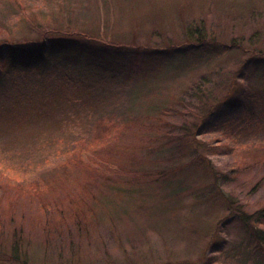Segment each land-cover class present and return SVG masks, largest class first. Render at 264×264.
I'll list each match as a JSON object with an SVG mask.
<instances>
[{
  "label": "rangeland",
  "instance_id": "obj_1",
  "mask_svg": "<svg viewBox=\"0 0 264 264\" xmlns=\"http://www.w3.org/2000/svg\"><path fill=\"white\" fill-rule=\"evenodd\" d=\"M43 1L25 0L23 17L7 5L4 13L16 16L10 37L39 39L47 30L51 38H60L66 36L61 28L74 34L96 30V0H69L70 13L66 4L60 11L56 0L49 6ZM1 5L2 0L0 14ZM105 10V32L125 44L121 52L101 56L96 49L57 50L28 68L13 67L11 103L0 106V169L32 176L89 138L96 115L127 119L154 112L164 100L187 103L190 84L202 76L211 79L213 94L221 95L230 77L243 71L239 81L252 95L242 106H227L207 120L211 131L192 141L201 140L200 153L206 157L177 146L140 151L141 170L186 164L182 177L188 188L179 199L171 202L169 189L147 181L143 189L140 182L132 190L126 184L119 192L108 188L107 197L96 190L106 202L97 204L99 223L81 231L73 227L72 234L46 244L37 231L24 256L27 264H264L256 238L236 213L238 208L256 210L264 199V182L254 187L264 177V161L235 180L221 174L242 158L264 157V0H113ZM197 25L207 30V39L196 47L197 35L187 27ZM233 40L243 50L228 48ZM58 61L65 70L56 73L47 62ZM177 114L171 120L184 123ZM218 138L215 143L228 141L233 150H206ZM85 154L86 162L98 166L99 161L87 158L94 153ZM72 176L94 188L83 166Z\"/></svg>",
  "mask_w": 264,
  "mask_h": 264
},
{
  "label": "trees",
  "instance_id": "obj_2",
  "mask_svg": "<svg viewBox=\"0 0 264 264\" xmlns=\"http://www.w3.org/2000/svg\"><path fill=\"white\" fill-rule=\"evenodd\" d=\"M45 1L43 3L49 6V0ZM112 1L96 0L95 22L97 27H94L96 30L92 33L74 34L73 30L61 28L66 31V36L60 38H51L45 30L43 34H40L39 39H13V36L10 37V32L16 16L9 11L5 14L4 10L7 9V5L13 6L16 13L20 12L23 17L21 9L26 8V2L25 0H2V13L0 14L2 16L0 19L1 108L11 103V95L8 94L9 91L12 93V88H14L11 79L13 67L15 69L20 66L28 68L36 61L45 60L46 55L57 50L79 49L94 53L96 49L102 52L101 56H114L121 52L125 44L115 42L105 32L109 26L108 13L107 10L106 12L102 10ZM99 2L101 4H98ZM65 4L67 8L64 6V9L66 8V11L69 9L70 13L73 8L69 0L54 1V5L59 7L60 11ZM252 9L254 12V5ZM56 30L58 31L59 28ZM187 32L197 35L198 40L192 43L196 47L207 39V30L201 25L189 26ZM48 36L50 38L47 40ZM232 47L240 50L244 48L234 40L228 44V48ZM134 51L137 56L141 52L140 48L136 47ZM247 62L246 59L243 69L247 66ZM47 65L49 68L54 67L51 70H55L56 73L62 69L65 70V65L61 61H58L56 65L47 62ZM261 66L264 69V62ZM239 79H244L243 71L240 77L239 75L230 77L227 89L222 88L224 93L215 95L213 87L209 85L211 79L202 76L198 78V81L190 84L188 95L191 100L187 103L180 98H177V101L173 98L164 100V103L154 106V112L137 114L127 119H117L103 114L96 115L89 138L78 140V143L71 147L65 155L36 169L32 172V176L29 174L28 177L23 178L19 174L0 169V264H27L28 261L24 257L27 256L26 250L33 241L32 234L39 230L42 233V241L46 244L61 240L63 234L71 233L73 227L81 231L92 223L98 224L100 214L97 204L101 207V204L105 205L106 202L101 197H96V190H100L102 195L107 197L108 188L119 192L120 189L125 190L128 185L129 190H132L133 187L137 188L136 185L140 182L142 185L140 187L143 189L147 181L146 183H156L162 187L160 189H169L170 195L168 196L171 197V202L179 199L188 188L182 177V170L186 164H171L155 171L141 170L139 166L144 156L140 151L153 149L154 145L158 149L164 146L167 148L177 146L179 149L184 147L189 151L197 152L198 155H202V158L206 157L207 155L200 153L201 140L192 141L197 140L198 135L211 131L210 122L207 120H211L216 111L224 110L227 106L231 108L235 104L240 106L244 104L245 97L251 93L245 82H240ZM218 83L221 84V82ZM191 101L192 107L189 106ZM175 103H178L179 107ZM172 114H177L182 121L185 120L184 123L172 121ZM219 139L212 140L206 146V150L215 153H229L233 150V146L228 141L215 143ZM86 152L94 153L93 157L88 155L87 158H94L95 163L99 161L98 166L84 160ZM260 155H254L253 162L243 160L240 156L242 159L239 160L236 168L221 174L235 180L245 170L254 167L257 162L262 163L264 157ZM80 166L88 171L90 179H94V188L89 187L90 182L83 179L77 181V178L72 176L73 170ZM72 179H75V184ZM257 181L254 187L264 182V177ZM103 183L106 185L104 186ZM257 202L256 210L238 208L236 213L256 238L258 249L264 258V199Z\"/></svg>",
  "mask_w": 264,
  "mask_h": 264
}]
</instances>
